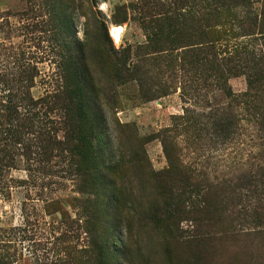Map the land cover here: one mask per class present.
<instances>
[{
	"label": "rangeland",
	"instance_id": "374dc122",
	"mask_svg": "<svg viewBox=\"0 0 264 264\" xmlns=\"http://www.w3.org/2000/svg\"><path fill=\"white\" fill-rule=\"evenodd\" d=\"M250 1L220 11L235 38L210 49L204 1H186L177 33L156 36L143 0H0V226L32 239L15 245L17 264H264V236L223 233L224 184L264 156L256 98L244 97L264 90V0ZM237 14L256 21L235 24ZM244 43L253 62L236 51ZM103 47L116 52L120 81ZM80 56L93 92L76 141L62 105ZM215 110L231 117L225 134L211 128ZM197 233L215 239L187 245Z\"/></svg>",
	"mask_w": 264,
	"mask_h": 264
},
{
	"label": "trees",
	"instance_id": "16d2710c",
	"mask_svg": "<svg viewBox=\"0 0 264 264\" xmlns=\"http://www.w3.org/2000/svg\"><path fill=\"white\" fill-rule=\"evenodd\" d=\"M186 1H204L212 11L210 15L213 17L210 18L211 22L205 26L204 33L206 36L205 43L208 44L207 46H209L210 49H213L215 44L222 40L225 42L228 41V37L235 38L234 33L232 31L230 32L231 24L228 23V21H222L224 18L220 16V11L222 9L228 10L229 8L236 7L245 9L251 2L250 0H176L172 5L165 6L162 2L157 1L159 3L157 4L155 0H143L142 8H144L150 20L148 23L151 26H155L153 29L154 35L157 36L163 32L170 33V31L171 33H177L178 23H181L185 16L180 10L185 6L183 4L186 3ZM165 7L168 9L156 14V10L164 9ZM227 17L231 16L227 14ZM236 17H239V15L237 14L235 18H232L235 24L238 22L241 24L246 20L249 23L256 21V18L253 16H246V18L242 16L240 19H236ZM163 21L165 24L157 26L158 23ZM104 38L111 44V40L106 31L104 32ZM236 48L239 55H242L249 62L254 61V51L248 47L247 43L240 46L236 45ZM198 51L199 50H194L197 55H199ZM115 54L116 52L112 48L107 49L103 47L100 52V61L106 63L109 67V71L113 74V78L120 81L122 79V76L119 75V73H121V67L118 63L119 60L117 61L115 59ZM209 60L214 62L215 57H211ZM76 63L79 71L75 73V84L70 91L68 90V94L66 95L67 98L65 99L67 103H63L62 109L64 110L63 113L65 117L68 120L71 119L75 127L74 132L76 129L78 130L77 133H75L77 138L76 141H81L84 133L89 130V126H87L90 103L88 94L92 97L93 83L89 65L85 62L83 56H80L79 59L76 60ZM254 75H258V73H254ZM263 76L264 73L261 72V76L259 75V77L263 78ZM251 84L252 82L248 81V85L251 86V90L253 91V86ZM261 92H264V90L258 89L254 91L253 94L244 95V97H248L252 100L256 98L255 102L257 106H254V109H256V111L259 110L258 115L261 118L258 123L259 127H263L264 124V99L257 98L255 95ZM73 113L81 119L80 122L75 119ZM208 115L207 118L209 119L211 128L217 130L219 133L225 134L231 128V117L225 112L215 110L214 113H209ZM189 121L195 124L196 119L190 118L186 122L188 123ZM72 129L73 128L69 127V130ZM40 131L43 132L44 129L41 128ZM40 131L38 132L39 135L41 133ZM251 166L252 168L243 172L239 182H237L235 186L232 187V185L224 184L226 197L223 203L228 210V215L223 233H225V238L230 239V241H237L242 238L253 236H264V156L260 154V158H257L256 162H253ZM192 203L195 204L196 201H190V204ZM204 204V206L208 207V200H204ZM215 211H219L218 207H216ZM23 231L24 230H19L18 228L8 229L0 226V264H17L23 258L22 254L18 255L15 245L18 241L24 239L32 240L26 235L22 236V234H24ZM197 236L200 238L197 239ZM213 239H215V236L211 233H206L204 236L197 233L195 235L193 234L189 240L186 241V244L195 247H207L210 246ZM93 247L96 249L100 248L97 243H95ZM50 263L64 264V261L54 258ZM99 264H105L103 259L99 260Z\"/></svg>",
	"mask_w": 264,
	"mask_h": 264
},
{
	"label": "bare ground",
	"instance_id": "6f19581e",
	"mask_svg": "<svg viewBox=\"0 0 264 264\" xmlns=\"http://www.w3.org/2000/svg\"><path fill=\"white\" fill-rule=\"evenodd\" d=\"M109 33L111 38L115 41L118 42L120 40V36H121V29L117 26L112 25L109 28Z\"/></svg>",
	"mask_w": 264,
	"mask_h": 264
}]
</instances>
